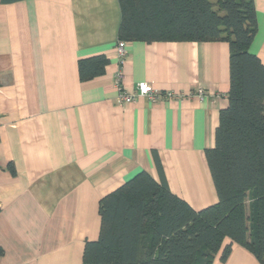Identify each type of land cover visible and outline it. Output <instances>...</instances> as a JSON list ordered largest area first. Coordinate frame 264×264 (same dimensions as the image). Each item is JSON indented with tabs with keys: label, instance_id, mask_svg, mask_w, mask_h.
<instances>
[{
	"label": "crops",
	"instance_id": "obj_1",
	"mask_svg": "<svg viewBox=\"0 0 264 264\" xmlns=\"http://www.w3.org/2000/svg\"><path fill=\"white\" fill-rule=\"evenodd\" d=\"M253 3L250 52L264 65V0ZM119 24L117 0H0V264H82L100 199L140 172L195 211L217 201L204 152L228 104V44L125 42L120 60ZM92 58L101 70L80 79ZM116 76L124 93L143 82L183 96L119 104ZM219 257L261 264L235 243Z\"/></svg>",
	"mask_w": 264,
	"mask_h": 264
},
{
	"label": "trees",
	"instance_id": "obj_2",
	"mask_svg": "<svg viewBox=\"0 0 264 264\" xmlns=\"http://www.w3.org/2000/svg\"><path fill=\"white\" fill-rule=\"evenodd\" d=\"M117 1L118 41L228 44V104L204 152L217 201L195 211L163 180L140 172L100 199L99 236L85 242L82 264H212L232 243L264 264V65L250 52L253 0ZM103 63L80 60V79Z\"/></svg>",
	"mask_w": 264,
	"mask_h": 264
},
{
	"label": "built area",
	"instance_id": "obj_3",
	"mask_svg": "<svg viewBox=\"0 0 264 264\" xmlns=\"http://www.w3.org/2000/svg\"><path fill=\"white\" fill-rule=\"evenodd\" d=\"M125 45L126 44L123 41L117 42L116 49L120 60L125 58ZM115 83L118 89L117 102L123 105L134 103L138 98H145L151 103H156L160 99H181L183 96L170 91L159 93L153 90L149 84L143 82L138 83L133 92L124 93L119 89V76H116ZM190 96H195L200 100H204L206 98L205 92L200 86L195 87L194 91L190 93Z\"/></svg>",
	"mask_w": 264,
	"mask_h": 264
}]
</instances>
